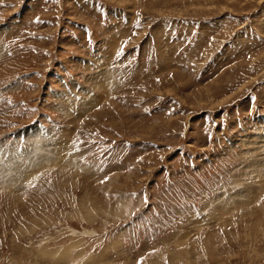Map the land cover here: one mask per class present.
<instances>
[{
  "label": "rangeland",
  "instance_id": "obj_1",
  "mask_svg": "<svg viewBox=\"0 0 264 264\" xmlns=\"http://www.w3.org/2000/svg\"><path fill=\"white\" fill-rule=\"evenodd\" d=\"M0 264H264V0H0Z\"/></svg>",
  "mask_w": 264,
  "mask_h": 264
}]
</instances>
